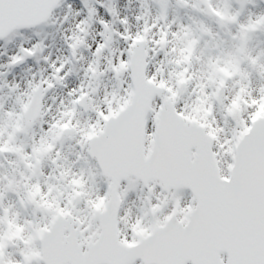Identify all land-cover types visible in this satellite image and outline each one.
I'll use <instances>...</instances> for the list:
<instances>
[{"label": "snow or ice", "instance_id": "1", "mask_svg": "<svg viewBox=\"0 0 264 264\" xmlns=\"http://www.w3.org/2000/svg\"><path fill=\"white\" fill-rule=\"evenodd\" d=\"M0 264H264V0H0Z\"/></svg>", "mask_w": 264, "mask_h": 264}]
</instances>
